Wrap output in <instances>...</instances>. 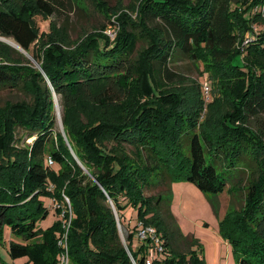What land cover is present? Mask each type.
<instances>
[{
    "label": "trees",
    "instance_id": "1",
    "mask_svg": "<svg viewBox=\"0 0 264 264\" xmlns=\"http://www.w3.org/2000/svg\"><path fill=\"white\" fill-rule=\"evenodd\" d=\"M90 1L107 9L106 0ZM35 8L58 20L78 6L76 0H35ZM258 9L264 10V0H142L135 18L123 13L116 19L113 40L93 30L63 47L67 29L58 26L62 38L37 49L27 8L0 0V36L26 52L33 46L45 75L0 56V90L21 86L32 96L0 111V237L7 226L21 239L8 244L11 259L56 264L69 219L66 197L70 264H204L198 252L182 250L164 206L169 184L185 180L213 198L234 193L221 220L224 235L232 236L238 263L264 264V29L253 31ZM108 11L101 29L114 25ZM178 56L200 64L210 81L205 111L199 87L192 94L162 89L183 80L172 67ZM212 66L224 70L225 85H214ZM216 88H222L221 106ZM54 95L68 142L89 174L53 131ZM18 128L33 137L22 152L10 146ZM153 188L161 191L146 196ZM44 198L61 216L46 230L37 226L49 215ZM219 205L212 203L216 215ZM129 206L136 210L133 226L124 220ZM117 222L128 233L125 244ZM140 227L153 228L159 242L138 238L135 249Z\"/></svg>",
    "mask_w": 264,
    "mask_h": 264
},
{
    "label": "rangeland",
    "instance_id": "2",
    "mask_svg": "<svg viewBox=\"0 0 264 264\" xmlns=\"http://www.w3.org/2000/svg\"><path fill=\"white\" fill-rule=\"evenodd\" d=\"M141 1L142 0H106L108 4L106 5L107 9L101 11L98 9L99 6L97 7L94 5L90 0H76L78 9H75L72 13H68L66 17H62L58 20L53 17L48 18L38 12L35 8V0H17V4L27 8L24 17L28 19L38 35L35 47L41 49L44 45H46L45 48H47L48 45H50L49 42L54 40L55 37L60 38L59 35H61V30L58 26H66L67 29L65 30L66 43H64L63 47L75 46L80 40L84 39V35L93 30L105 33L111 40H113L114 38L112 37L116 34V19L123 13L129 15L131 18H135ZM108 9L114 13L111 18L114 25L110 30L108 27V29H101L107 24L104 17L106 15L110 16ZM255 11L256 9L254 8V12ZM257 13H261V18H257L256 24L253 25L254 32H259L264 29V10L260 11L258 9ZM109 33L111 36H109ZM15 43L16 42L11 38L0 36V49L4 50L0 51V56L10 64L30 67L33 70L39 71L41 75L45 77L41 68V63L32 55L33 46L30 51L26 52L20 46L14 45ZM142 47L143 44L138 43L136 50H140ZM204 59L206 63H209L206 58ZM172 67L173 70L183 78V80L178 83H173L172 85H166L164 88L162 87V89L185 91L192 94L195 92L196 88L199 87L205 111L208 107L206 103L211 100L212 88L208 77L206 75H201V65L182 56H178L175 58ZM212 70L217 75L214 80V85H225L227 83V78L224 70L219 72L217 66H212ZM206 88H208V90ZM214 95L220 100L218 104L223 105L222 88H216ZM21 101H32V96L25 93L21 86L16 88L5 87L0 90V111L4 108L6 103L13 104ZM53 101L55 113V125L53 131L55 134L61 136L72 158L77 162L83 172L89 174L80 164L68 142L63 126L62 107L59 104L58 97L54 95ZM107 114L111 115V109L107 110ZM203 116L204 115H202L201 120L203 119ZM79 117L81 121H84L85 118L82 112H80ZM250 128H253L252 125ZM32 142L33 137H28L26 131L18 128L14 133V140L10 146L13 147V149L22 152V150L26 149V147L31 145ZM244 178H246V176H244ZM91 179L95 181L93 177H91ZM160 191L159 188H153L146 190L145 195H155ZM166 194L169 201L164 206L169 210L172 219V226L180 235V240L185 246L182 250L185 253L190 251L198 252L202 257L204 264H240L235 259L234 247L231 243L232 236L229 238L224 235L225 230L221 225V220L233 201L232 195L234 193L230 195L225 192L217 198H213L211 194L201 192L193 183L179 180L169 184V191ZM43 201L44 205L49 210V215L47 218L40 220L37 223V226L42 230H46L54 223L61 221V216L54 214L53 210L58 208V206L54 205L51 199L44 198ZM64 201L66 204L65 209L67 208L66 211L69 214V219L67 220V223L63 225V234L57 241L58 247H61L63 243L65 246H62L64 249L60 252V256L57 257L58 261L56 264H60L61 257L63 260L65 258L68 259L67 264H70L67 250V234L71 220V209L69 200L66 197H64ZM216 201H219L220 203L217 215L214 213L212 206V203H215ZM237 201L238 199L233 203V207L236 209L241 205V203H238ZM123 215L125 222H129L130 220V226H133L136 220V210L129 206L124 210ZM116 216L117 215L115 214V219ZM117 229L121 241L125 244L128 233L127 235L124 233V227L119 225L118 222ZM59 236L60 234L56 235V237ZM138 240L137 236L133 237V247L135 249L139 245ZM10 241L21 242V239L20 237L12 235L10 228L5 226L0 237V261L4 264H30L27 257H20L14 260L10 258L7 252ZM160 252H162V249Z\"/></svg>",
    "mask_w": 264,
    "mask_h": 264
},
{
    "label": "built area",
    "instance_id": "3",
    "mask_svg": "<svg viewBox=\"0 0 264 264\" xmlns=\"http://www.w3.org/2000/svg\"><path fill=\"white\" fill-rule=\"evenodd\" d=\"M109 36H111L110 35V33H109ZM113 36V35H112ZM112 38H114V36L112 37ZM249 40L248 39H246L245 41H244V44L245 43H247ZM207 90H208V88H206ZM48 164L49 165H52L53 163H52V160L49 158L48 159ZM137 237L140 239V240H145L147 237H151L152 239H154L155 240V243H158L159 241H158V238L156 237V233H155V230L153 229V228H151V227H140L139 228V231H138V233H137ZM62 246H65V244L63 243L62 244ZM158 251H161V248L159 247L158 248ZM67 261H68V259H62V257H61V259H60V264H67Z\"/></svg>",
    "mask_w": 264,
    "mask_h": 264
},
{
    "label": "water",
    "instance_id": "4",
    "mask_svg": "<svg viewBox=\"0 0 264 264\" xmlns=\"http://www.w3.org/2000/svg\"><path fill=\"white\" fill-rule=\"evenodd\" d=\"M96 181V180H95ZM116 220L118 221V217L116 216ZM124 233L127 235V231L126 229L124 228Z\"/></svg>",
    "mask_w": 264,
    "mask_h": 264
},
{
    "label": "bare ground",
    "instance_id": "5",
    "mask_svg": "<svg viewBox=\"0 0 264 264\" xmlns=\"http://www.w3.org/2000/svg\"><path fill=\"white\" fill-rule=\"evenodd\" d=\"M14 45H16V46H19V45H18V44H16V43H15Z\"/></svg>",
    "mask_w": 264,
    "mask_h": 264
},
{
    "label": "crops",
    "instance_id": "6",
    "mask_svg": "<svg viewBox=\"0 0 264 264\" xmlns=\"http://www.w3.org/2000/svg\"><path fill=\"white\" fill-rule=\"evenodd\" d=\"M1 263V262H0ZM1 264H4V263H1Z\"/></svg>",
    "mask_w": 264,
    "mask_h": 264
}]
</instances>
